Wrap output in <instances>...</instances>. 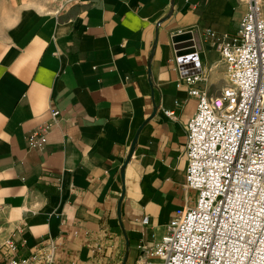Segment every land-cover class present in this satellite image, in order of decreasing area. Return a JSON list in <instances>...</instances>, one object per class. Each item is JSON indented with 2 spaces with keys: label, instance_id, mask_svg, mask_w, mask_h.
<instances>
[{
  "label": "crops",
  "instance_id": "crops-1",
  "mask_svg": "<svg viewBox=\"0 0 264 264\" xmlns=\"http://www.w3.org/2000/svg\"><path fill=\"white\" fill-rule=\"evenodd\" d=\"M246 11V0H0V263L48 246L58 264L146 260L141 246L196 199L189 88L218 96L227 84L206 29L233 35ZM179 32L198 61L186 71ZM192 71L202 79L189 83Z\"/></svg>",
  "mask_w": 264,
  "mask_h": 264
},
{
  "label": "built area",
  "instance_id": "built-area-1",
  "mask_svg": "<svg viewBox=\"0 0 264 264\" xmlns=\"http://www.w3.org/2000/svg\"><path fill=\"white\" fill-rule=\"evenodd\" d=\"M246 1L233 35L206 29L226 65L221 94L189 88L197 109L186 124V186L195 202L176 210L152 248L141 246L148 253L141 264H264V0ZM188 62H179L182 71ZM185 78L195 83L202 75L192 71ZM51 112L55 121L59 111ZM165 113L175 116L173 109ZM52 124L30 135L29 144L42 146ZM54 249L0 264H58Z\"/></svg>",
  "mask_w": 264,
  "mask_h": 264
},
{
  "label": "water",
  "instance_id": "water-1",
  "mask_svg": "<svg viewBox=\"0 0 264 264\" xmlns=\"http://www.w3.org/2000/svg\"><path fill=\"white\" fill-rule=\"evenodd\" d=\"M189 41L191 42L189 43ZM173 42L179 62L194 61L196 59L195 49L188 50L185 48L187 45H193L191 32L176 33L173 36Z\"/></svg>",
  "mask_w": 264,
  "mask_h": 264
},
{
  "label": "rangeland",
  "instance_id": "rangeland-1",
  "mask_svg": "<svg viewBox=\"0 0 264 264\" xmlns=\"http://www.w3.org/2000/svg\"><path fill=\"white\" fill-rule=\"evenodd\" d=\"M62 0H58V3H60ZM225 74H226V72H225ZM226 78H227V76H226ZM227 80V79H226ZM227 83H228V80H227Z\"/></svg>",
  "mask_w": 264,
  "mask_h": 264
}]
</instances>
